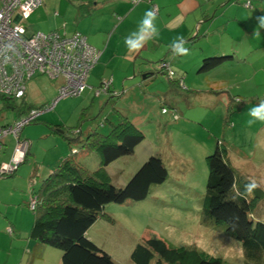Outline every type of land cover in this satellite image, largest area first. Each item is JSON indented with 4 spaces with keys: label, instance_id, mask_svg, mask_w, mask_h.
Returning <instances> with one entry per match:
<instances>
[{
    "label": "rangeland",
    "instance_id": "1",
    "mask_svg": "<svg viewBox=\"0 0 264 264\" xmlns=\"http://www.w3.org/2000/svg\"><path fill=\"white\" fill-rule=\"evenodd\" d=\"M197 1L200 8L188 19L196 29L192 32V26L183 30L192 32L189 35L192 39L184 44L189 49V55H176L172 49L169 50L172 43L159 45L158 41L173 37L167 36L166 30L154 22L159 32L152 38L156 47H151V39L146 42L147 52L134 61V78L133 61L125 57L132 51L125 40L136 39L132 34L139 31L145 13L151 11V5L146 0L136 6L128 1V10H132L127 16L129 18L121 21H126L119 30L122 37L106 35V44L114 49L111 61H106V69L100 64L93 67H100L104 77L101 83L113 78L114 84L109 85L112 91L85 102H82L84 95L63 98L51 110H43L36 121L22 129L21 139L29 141L30 147L27 148V158L24 156L26 161L22 159L23 164L18 167L15 176L19 172L28 174L26 181L20 180V185L26 184L31 193L38 189L49 172L72 154L74 148L78 150L74 155L75 161L90 173L95 172L99 168L100 157L94 151H82L75 139L78 136L79 140H83L90 132L108 134L111 125L120 120L119 115L133 121L144 134V139L133 154L123 156L106 167L107 181L122 187L150 155L160 156L168 173L166 181L152 187L142 201L106 205L104 212L110 219L99 218L89 227L90 238L86 236L87 239L117 264H133L130 253L142 238L161 239L174 249L189 252L195 249L226 264H245L241 244L220 226L202 221V199L208 174L205 158L214 150L217 141L226 147L235 171L254 181L264 193V122L257 120L251 126L248 124L252 119L249 110L264 101V29L257 28L255 20L257 16L264 15V0ZM248 2L250 6L246 7ZM228 7L231 8L225 10ZM205 10H210V19L202 23L203 29L198 35L197 26L202 19L196 15ZM224 12L227 20L217 24V16ZM66 16L71 18L69 13ZM155 17H158L157 14ZM57 19L58 24L69 26L67 20L63 23L61 16ZM210 25L214 28L210 29ZM65 29L68 32L65 35L73 34L69 33L67 26ZM254 29L259 31V36L253 35ZM205 30H209L206 35ZM218 44L237 52L233 61L222 66L221 70H217L219 73L213 76L208 72L198 73L196 60L202 48ZM165 56L170 57V66L176 76L182 75L185 88L170 92L165 75L156 74L154 79L147 80L137 73L138 69L153 71ZM94 71L97 72L96 69ZM59 83L46 76H35L27 82L24 98L16 101V105L25 102L28 106L46 109L57 97ZM2 105L0 100V123L16 120L18 114L2 108ZM162 108L168 113L163 114ZM173 114L178 116L177 120L173 119ZM76 130L80 131L77 135L73 133ZM7 140L13 141V151L16 143L12 135L2 139L3 149L11 147V143L6 146ZM2 155L3 150L0 165L8 162L2 160ZM12 178L4 177L0 181L11 188L8 181ZM249 203L253 220L264 222V198L250 195ZM15 204L9 208L17 207ZM23 210L33 217L29 207ZM12 236L7 234V238ZM46 249L48 260L45 263L60 264L61 251L50 247ZM16 252L9 240L0 237V264L2 261L8 264L18 262ZM188 262L185 261V264Z\"/></svg>",
    "mask_w": 264,
    "mask_h": 264
},
{
    "label": "trees",
    "instance_id": "2",
    "mask_svg": "<svg viewBox=\"0 0 264 264\" xmlns=\"http://www.w3.org/2000/svg\"><path fill=\"white\" fill-rule=\"evenodd\" d=\"M78 1L77 7L81 14H87L93 0ZM152 3L154 4V0ZM245 6H250V3H246ZM233 56L231 53L205 56L199 62L197 72H209L223 66L233 61ZM156 74L167 77L170 92H176V88H185L182 75L176 76L168 60L162 59L157 68L145 74V78L154 79ZM88 88L86 86L78 97ZM110 92L109 86L106 93L99 95ZM23 98H7L0 95L2 108L18 114L13 122L25 117L31 110H42L41 107L28 106L25 102L20 106L16 105V101ZM262 98L264 100V97ZM163 110L166 109L162 108V113ZM167 113L168 111L163 114ZM119 116L120 120L111 125L108 134L90 132L83 140H79L78 136L75 139L80 143L82 151H94L100 157V165L95 172L90 173L81 163L75 161L74 155L78 150L74 148L71 150L72 154L49 172L42 179L38 189L30 194V199L35 197L37 201L34 210H31L33 223L29 230V238L35 242V257H40L43 247H50L61 251L60 264H117L111 256L87 239L86 231L97 219L104 217L110 219L104 212L106 205L142 201L149 195L152 187L164 183L168 177L160 156L150 155L124 186L116 187L107 181L106 167L123 156L133 154L136 146L144 139V134L133 121L125 116ZM13 122L0 123V128H6ZM73 133L77 135L80 131L76 130ZM1 145L2 150L4 145L2 140ZM25 157L27 158V155ZM205 161L208 174L202 199V221L220 226L226 234L238 241L242 246L245 264H264V222L253 220L249 203L250 195L263 199V191L256 187L251 194L245 192V185L251 181L239 175L232 167L227 149L221 141H217L214 150L206 156ZM18 167L13 174L6 177L15 175ZM8 228L11 229V233L8 234L12 235V228ZM141 240L130 253L133 264H185L187 260L189 262L186 264H226L219 258L204 255L195 249L189 252L185 249L170 248L158 238Z\"/></svg>",
    "mask_w": 264,
    "mask_h": 264
},
{
    "label": "crops",
    "instance_id": "3",
    "mask_svg": "<svg viewBox=\"0 0 264 264\" xmlns=\"http://www.w3.org/2000/svg\"><path fill=\"white\" fill-rule=\"evenodd\" d=\"M128 1L130 0H93L91 2L88 13L81 14V12L77 7L79 4L78 0H42V5L25 21L26 29L28 33H33V31L46 33L56 30L68 34V32L65 29L67 26L70 30L69 32L70 34L71 32H75V31L80 32L86 37L90 45L101 51V58L99 59V62L97 64H100L106 69L107 65L105 66V63L107 60L111 61V58L113 56L112 53L114 52V49L109 48V46L105 42L106 35L109 36L116 35L118 37H122L119 34V30L123 27L126 21L123 22L121 21L124 18H126L132 10V8L128 10V6H129ZM154 4L157 5L158 7V13H157L158 17L155 19L154 22H157L162 29L166 30L167 36L171 35L173 37L158 41L159 45L160 44L170 45L171 43H173V41L177 40L178 37H183V39L186 42L192 39L189 38V35H191V33L194 32L196 26L194 27L193 24H190L188 22V19L191 13H193L196 9L200 8V3L197 0H154ZM145 6L147 8V5ZM230 8L231 7H228L225 10H228ZM209 11L210 10H205L201 12V14L196 15V17L200 16L202 19V21L199 22V25L197 26L198 35L201 33L203 29L201 26L202 23L210 19ZM52 12L53 15L51 14ZM67 13L71 15V18H67L66 16ZM120 15H122V17ZM59 16L63 18V23H66L65 20H67L69 26L68 24L67 25L58 24L57 18ZM217 17L218 18L216 23L220 24V23H224L227 20L228 16L226 12H224L223 15ZM128 18L129 17H127V19ZM213 18H216V16H214ZM194 21H197V19ZM192 26L194 27L192 32L186 33L185 31H183V30H187L188 27H192ZM217 27L220 28V25H218ZM211 28L214 27L210 25V29ZM206 31L209 30H205L204 35L207 34ZM179 32L181 33L178 36H176V34H178ZM151 40H152L151 47H156L155 40L154 39ZM147 48H148L147 43H145L144 47L139 52L132 51V53H128L125 55L127 59L133 61L132 78L136 76L134 61L140 58L144 52H147L148 50ZM154 50L156 49H152V51ZM169 50H171V48ZM229 51H231L232 52L231 54L233 55H236L237 53L235 52V50L226 47V45L224 44H218L215 46H211V47L207 46L206 48H202L201 53L197 57L196 65H198L202 57L212 54L230 53ZM168 57L169 56H165L162 58L164 60L170 61V57L169 58ZM221 67L222 66L209 71L208 74L211 73L212 74L211 76H213V74L219 73V71L217 70H221L220 69ZM99 68L100 67L96 66L94 69L93 68L91 69L86 80V84L89 88L82 94L84 95L82 102H85L86 100L89 99L92 100L93 98L98 97L94 95L95 93L94 90H96V87L102 84L101 78H104L102 77L103 76L102 71L99 70ZM95 69L97 70V72L94 71ZM150 72L152 71L146 69L145 70L138 69L137 73L143 75V79L152 80V78H145V74ZM111 80H112L111 83L112 85L114 84V80L113 78ZM5 143L6 146L11 143L10 144L11 147L8 149H2L4 155H2L1 158L3 161L4 160L8 161L9 157L11 156L10 154L12 153L13 141L7 140ZM23 174L24 173L19 172L16 176L15 175L12 176L13 177L12 180L8 181L11 182L12 185L11 188L7 187V185H3V181H0V237L9 240L11 242V247L16 248L17 250L16 259L18 262H15V264H46L45 260H48V256H46V252H48L46 249L47 247H43L41 249L40 257L37 258L34 256L35 242H33L29 238V230L33 223V217L29 216L28 212L24 213L23 208L28 207V201L30 199L29 197L31 191H29V187H27L26 184L20 185V180L26 181L27 178L29 177L27 176L28 174L26 172L24 175ZM13 204H15L17 207L15 208L13 207L12 209H10L9 206H12ZM11 210H13L12 213ZM15 215L17 218L15 217ZM19 215H20V219H19ZM23 223L26 226H24ZM8 227H11L13 230L12 233L13 236L11 238H7L8 233H6L5 235L6 229ZM88 231L89 229L86 232V236L90 238L88 236ZM32 245L33 247L31 248ZM1 264H8V262L2 261Z\"/></svg>",
    "mask_w": 264,
    "mask_h": 264
},
{
    "label": "built area",
    "instance_id": "4",
    "mask_svg": "<svg viewBox=\"0 0 264 264\" xmlns=\"http://www.w3.org/2000/svg\"><path fill=\"white\" fill-rule=\"evenodd\" d=\"M130 1L136 5L142 0ZM147 1L152 5V12L157 14L158 8L153 0ZM41 4L42 0H0V95L22 98L27 82L36 75L60 82L58 95L50 106L31 110L12 125L0 128V150L4 137L12 135L16 141L10 161L0 165V177L13 174L25 159L30 143L21 139L22 129L43 110H51L59 100L78 97L87 86L90 70L101 56V51L91 46L79 32L69 36L58 31L28 33L25 21ZM110 81L103 82L94 95L106 93ZM166 112L163 110V113ZM36 203V198H31L29 209L34 210ZM7 233H11L10 228Z\"/></svg>",
    "mask_w": 264,
    "mask_h": 264
},
{
    "label": "clouds",
    "instance_id": "5",
    "mask_svg": "<svg viewBox=\"0 0 264 264\" xmlns=\"http://www.w3.org/2000/svg\"><path fill=\"white\" fill-rule=\"evenodd\" d=\"M155 19H156L155 14L152 11H148L145 13V17L140 24L139 31L137 33L132 34L133 36L136 37V39L132 40V39L126 38V40H125L126 45H129L130 51L139 52L144 47L147 40L158 36L159 32H158V29L156 28L155 23H154ZM255 20H256L257 28L264 29V15L257 16L255 18ZM53 31H56V30H53ZM253 35L259 36L260 33H259V31H256L254 29ZM185 43H186V41L183 39V37H178L177 40L173 41V43L171 44L172 51L176 55H179V56L189 55V49L184 46ZM237 103H240V101L237 100ZM249 115L252 117V119L248 121L249 126H251L257 120L264 122V101H261L260 103H258L254 107H252L249 110ZM20 137H21V135H20ZM257 186L258 185L254 181L250 182L249 184L245 185V192L248 194H251L252 191Z\"/></svg>",
    "mask_w": 264,
    "mask_h": 264
},
{
    "label": "water",
    "instance_id": "6",
    "mask_svg": "<svg viewBox=\"0 0 264 264\" xmlns=\"http://www.w3.org/2000/svg\"><path fill=\"white\" fill-rule=\"evenodd\" d=\"M16 19H18V18H16Z\"/></svg>",
    "mask_w": 264,
    "mask_h": 264
}]
</instances>
